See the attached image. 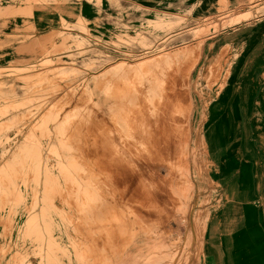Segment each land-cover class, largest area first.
<instances>
[{"label": "bare ground", "instance_id": "1", "mask_svg": "<svg viewBox=\"0 0 264 264\" xmlns=\"http://www.w3.org/2000/svg\"><path fill=\"white\" fill-rule=\"evenodd\" d=\"M31 15L0 10V37L16 43L12 64L0 61V73L6 72L0 74V119L2 110L14 108L12 134L0 130V170L7 167L8 179L23 185L19 193L27 198L17 210L20 219L28 220L21 241L0 250V264H71L77 252L86 264H92L90 254L98 261L94 264H224L223 233H217L224 211L210 212L205 201L197 202L206 185H188V191L172 175L158 185L143 180H150L157 166L170 169L181 156L184 167L197 168L210 156L198 140L201 103L191 97L198 84L196 67L200 64V73L206 66L203 42L187 58V38L169 36L173 27L161 36L149 22L144 25V18L128 23L125 31L137 33V53L102 57L91 49L68 59L79 88L70 77L56 76L55 66L65 59L31 48L45 31L32 25ZM23 103L28 106L19 108ZM232 123L212 137V154L218 165L220 138L231 136L226 165L239 169V183L247 185L252 143ZM214 178L223 183V172ZM215 190L220 202L227 201L224 209L237 206L221 185ZM172 218L183 220L182 232L169 225ZM80 245L88 251L81 252Z\"/></svg>", "mask_w": 264, "mask_h": 264}, {"label": "rangeland", "instance_id": "2", "mask_svg": "<svg viewBox=\"0 0 264 264\" xmlns=\"http://www.w3.org/2000/svg\"><path fill=\"white\" fill-rule=\"evenodd\" d=\"M0 10L31 12L32 25L45 30L44 39L31 48H36L41 56L58 55L65 59V62L55 66L56 76L59 79L70 77L79 88L81 85L74 75L75 66L68 59L91 49L97 50L102 57L112 54L122 56L130 51L137 53L140 43L137 33L133 30L125 31L128 23L138 24L144 18V25L149 26L150 23L161 36L166 29L173 27L174 31L169 36L175 34L177 37L180 35L187 38L184 43L188 46L187 58L194 55L196 44L203 42L206 66L200 73V64L196 67L194 78L198 84L191 92V97L195 99L198 96L201 103L202 118L198 126L203 135L198 140L210 156L200 168L191 163L189 167H184L186 159L181 156L171 163L170 169L157 166L153 168L152 178L143 180L146 185H158L161 179L167 180L172 175L176 185H186L188 191H191L188 185H206L203 190L204 198L198 197L197 202L205 201L210 212L218 207L219 212L224 211L226 218L223 220L222 215L219 224L222 231H232L233 227H237L238 232L246 235L244 241L249 240L251 231H255L257 235V219L255 221L254 214L246 209L253 208L255 203L263 206V185H256L255 189L252 185H240V170L226 165L230 157L227 152L231 136L220 138L221 150L217 165V158L212 154V137L218 129L222 134L225 125L233 122L232 126H239V135L243 137L247 134L251 139L248 140L249 143L257 145V150L264 145V125L255 124V119L264 123V0H0ZM80 12L84 13V17ZM12 17L13 15H9L7 18ZM51 33H55V36H50ZM12 34L14 33L11 32ZM82 40L87 44L78 46ZM14 46L16 43H9L0 37V61H3V65L12 64L11 51ZM118 63L119 60L115 64ZM0 74L4 75L6 72ZM3 78L2 82L8 80V76ZM35 85L44 84L38 82ZM50 87L63 90L61 85L50 84ZM218 95L222 101L216 105ZM26 106L28 103H23L19 108ZM13 111V107H8L1 112L4 116L0 119V130L6 134H12L9 115ZM30 116H33V112L27 117ZM191 117L194 127L197 118L195 106ZM250 123L253 128L249 126ZM245 126L249 127L248 133L243 131ZM145 146L144 143L138 145L140 150H144ZM258 160L264 163L263 154ZM7 169L5 167L0 170V250L12 248L14 242L21 241V235L28 232V220L20 219L17 210L27 197L23 198L19 193L23 185L15 184L14 177L8 179L5 174ZM18 170L17 168L12 175L17 174ZM216 172H223V183L236 182L238 185H222L214 178ZM220 185L229 199H237L244 204L236 209H224L227 201L220 202V194L215 190ZM245 193L249 194L244 195ZM248 198L253 199L254 205L245 204ZM90 202L92 201H88ZM249 216L252 217L251 224L244 221ZM168 223L177 227L179 233L183 231L184 222L181 218H172ZM9 236L12 237L11 240L8 239ZM77 246L79 248V244ZM83 248L85 247L80 245L81 252L88 251ZM70 250L71 248L68 249ZM74 251L71 250L70 254ZM89 260L92 264L98 262L92 254ZM86 261L77 252L71 264H86ZM15 264L21 263L17 260Z\"/></svg>", "mask_w": 264, "mask_h": 264}, {"label": "crops", "instance_id": "3", "mask_svg": "<svg viewBox=\"0 0 264 264\" xmlns=\"http://www.w3.org/2000/svg\"><path fill=\"white\" fill-rule=\"evenodd\" d=\"M255 124L264 125L262 121L257 119H255ZM249 126L253 128L252 123H250ZM244 136H247V134ZM251 143L252 148L249 150V155L251 156L248 171L249 181L247 185H252V188L254 189L257 188L258 185H263L261 188L264 189V163L258 160L261 157V154H263L264 157V145L260 146V149L257 150L258 146H254L253 142ZM245 182H240V185H244ZM252 200V198L246 199L245 204L254 205ZM237 203V206L232 207L231 209H236L244 204L239 200ZM246 210L250 214H254L255 221L257 219L259 225L257 235H255V231H251L248 235V241H244L246 235L240 231L238 232L237 229L232 231H222L219 226L221 221H218L217 233H220L221 231L223 233V245L221 249L223 251L222 260L224 264H264V203L263 206L255 203L253 208L250 207ZM225 218L226 217L223 215V220ZM244 221L251 224L252 217H246L244 218Z\"/></svg>", "mask_w": 264, "mask_h": 264}]
</instances>
